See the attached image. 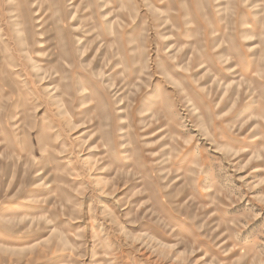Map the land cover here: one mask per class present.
<instances>
[{
  "label": "rangeland",
  "instance_id": "374dc122",
  "mask_svg": "<svg viewBox=\"0 0 264 264\" xmlns=\"http://www.w3.org/2000/svg\"><path fill=\"white\" fill-rule=\"evenodd\" d=\"M108 1L0 0V264H264V0Z\"/></svg>",
  "mask_w": 264,
  "mask_h": 264
},
{
  "label": "bare ground",
  "instance_id": "6f19581e",
  "mask_svg": "<svg viewBox=\"0 0 264 264\" xmlns=\"http://www.w3.org/2000/svg\"><path fill=\"white\" fill-rule=\"evenodd\" d=\"M26 2L28 1L31 5V0H25ZM103 3H105L107 5V7H104L103 10L107 11L110 9V1L108 0H103ZM20 5V4H19ZM61 5L63 6V2H61ZM109 5V6H108ZM14 6V5H13ZM12 6V7H13ZM17 6V5H15ZM33 6V5H32ZM51 6V4L49 5ZM107 8V9H106ZM104 11V12H105ZM33 12V10H32ZM40 14V13H38ZM108 14V13H107ZM106 14V15H107ZM27 15V14H26ZM108 16V15H107ZM72 18L70 19L71 22H76L77 21V18L78 16H76V13H73ZM107 18V17H106ZM108 18H111V17H108ZM67 19V18H66ZM111 21L112 20H107L106 23L108 25V27H111ZM16 26V33L18 34L19 36V39H20V42L24 45V50L28 53L29 51H32L34 52L36 55L34 56H31V55H28L29 59H30V62L33 66V68L37 71V74H38V77L40 78V82H42L44 79H45V76L44 74L46 73V69H44V67L42 66V63L41 61H49L50 59H53L54 56L53 54L51 53H47V49H48V46H47V42L46 39H49V37H47L43 32H40V37L38 38V40H36L35 37H30L29 40H27L23 35H22V29L20 27V23L18 22V17H17V20H16V23L14 24ZM72 25V24H71ZM124 33V32H123ZM100 35H104V32H101ZM80 39V38H79ZM45 41V42H44ZM216 46V45H215ZM215 48V47H214ZM63 52V51H62ZM56 54V53H55ZM64 55V54H63ZM76 61V60H75ZM202 65V64H201ZM47 74V73H46ZM54 78V77H53ZM50 80V79H49ZM47 81V80H46ZM46 89L49 91V85L47 84L46 86ZM38 92V91H37ZM50 92V91H49ZM53 98H58V96H55ZM62 100V99H61ZM220 102V101H219ZM158 103V101H151L149 102L147 105L149 106V109H151V107ZM44 104V103H43ZM64 104V103H63ZM89 103L88 101H84L83 102V108H84V112H87V108L89 107ZM65 114V113H64ZM68 117V116H66ZM75 120V119H74ZM72 121V120H71ZM64 127V126H63ZM80 127V126H79ZM76 128H78V126H76ZM81 128V127H80ZM79 128V130H80ZM150 128V127H149ZM152 128V127H151ZM82 130V129H81Z\"/></svg>",
  "mask_w": 264,
  "mask_h": 264
}]
</instances>
